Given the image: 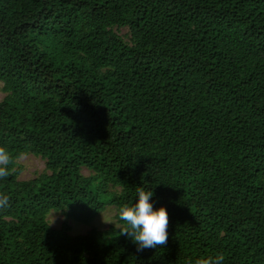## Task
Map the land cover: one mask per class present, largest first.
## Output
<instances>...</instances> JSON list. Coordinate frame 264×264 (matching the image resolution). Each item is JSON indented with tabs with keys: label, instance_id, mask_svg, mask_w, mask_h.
I'll use <instances>...</instances> for the list:
<instances>
[{
	"label": "trees",
	"instance_id": "1",
	"mask_svg": "<svg viewBox=\"0 0 264 264\" xmlns=\"http://www.w3.org/2000/svg\"><path fill=\"white\" fill-rule=\"evenodd\" d=\"M0 92V264H264V0H0Z\"/></svg>",
	"mask_w": 264,
	"mask_h": 264
},
{
	"label": "clouds",
	"instance_id": "2",
	"mask_svg": "<svg viewBox=\"0 0 264 264\" xmlns=\"http://www.w3.org/2000/svg\"><path fill=\"white\" fill-rule=\"evenodd\" d=\"M0 160H6V156L0 153ZM0 169V176L5 175ZM154 192L138 188L134 202L122 205L118 210L120 220L126 225L121 235L131 240L137 251L163 246L168 238L169 217L164 206L154 207L151 202ZM6 203L0 200V204Z\"/></svg>",
	"mask_w": 264,
	"mask_h": 264
},
{
	"label": "rangeland",
	"instance_id": "3",
	"mask_svg": "<svg viewBox=\"0 0 264 264\" xmlns=\"http://www.w3.org/2000/svg\"><path fill=\"white\" fill-rule=\"evenodd\" d=\"M121 35L126 34V30L121 29L119 31ZM3 94L0 92V99H2ZM17 168H20V173L18 178L20 180H29L33 179L39 174H41L44 170V161L40 158L34 157L32 155H26L21 157L17 160ZM112 212H105L101 215L100 219L95 224L100 228H106L111 220ZM63 221L62 215L59 213H52L50 215V224L52 227L60 228V225ZM72 230L70 231L71 234L74 233H82L86 230V228L80 224L70 223Z\"/></svg>",
	"mask_w": 264,
	"mask_h": 264
}]
</instances>
